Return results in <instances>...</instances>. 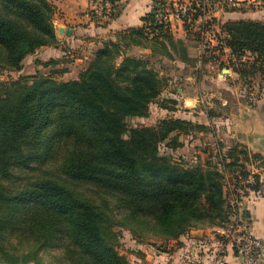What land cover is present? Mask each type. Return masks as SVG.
<instances>
[{"label": "trees", "instance_id": "1", "mask_svg": "<svg viewBox=\"0 0 264 264\" xmlns=\"http://www.w3.org/2000/svg\"><path fill=\"white\" fill-rule=\"evenodd\" d=\"M110 2L112 19L124 3ZM165 2L156 1L142 26L120 30L118 40L104 41L75 78H58L54 75L59 69L50 67L0 79V264H58L43 260L40 251L45 249L60 250L67 264H131L117 247L116 225L142 240L146 233L179 239L192 229L228 222L226 172L234 174L237 184L250 176L246 149L230 145L223 168L209 160L206 167L181 164L162 153L160 143L170 138L177 148L181 133L209 130V125L175 116L156 125L128 124L129 118L148 116L159 98L172 102L164 104L170 111L176 110L177 100L162 98L160 56L192 66L199 60L188 55L195 35L191 30L186 39L175 37L169 25L156 18ZM55 12L50 0H0V68L21 70L28 55L58 45ZM220 26L224 37L218 39L237 59L234 70L241 77L250 76V69L264 73V21L229 19ZM130 46L148 47L151 53L135 54ZM244 56L252 59L242 60ZM46 152L58 161L59 177L17 174L33 168L34 160L48 159ZM16 174L22 182L10 181ZM252 176L248 185L259 190L260 175ZM60 178L107 190L126 215L117 217L107 203L82 196ZM12 235L25 247L11 243ZM216 236L227 242L223 235Z\"/></svg>", "mask_w": 264, "mask_h": 264}, {"label": "crops", "instance_id": "2", "mask_svg": "<svg viewBox=\"0 0 264 264\" xmlns=\"http://www.w3.org/2000/svg\"><path fill=\"white\" fill-rule=\"evenodd\" d=\"M56 6V12L54 16V23L56 27L57 37L59 39L58 45H50L39 48L34 54L28 55L24 59V64L29 63L30 67H36L34 72L39 71L40 64L50 59L67 58L65 66L67 72L73 73V77H77L81 68L87 63L94 51L104 45V41L108 39L116 40L111 37L116 32L129 28L138 27L143 25V16L151 11L156 4L157 0H125L121 12L114 18L107 20L105 25L97 24L95 18L90 14L92 4L90 0H50ZM165 4L174 5L182 0H165ZM241 3L239 6L232 7L228 0H218L213 8H210L211 1L205 0L207 4V10L205 12V18L218 17L217 33L222 35L220 24L229 19L249 18L254 20L264 21V6H257L254 4H247L245 0H239ZM171 29L178 38L186 39V29L182 20L171 16ZM221 22V23H220ZM63 27L64 32L60 34L58 28ZM78 47H84L87 49V55L81 57L77 55V58L70 59L69 55L72 52V48L75 50ZM225 59H229L230 49L225 48ZM247 56H244L242 60H246ZM71 61V62H70ZM177 72L174 73L175 78L170 79V84L179 79L183 81L185 78H195L197 85H201V80L204 78V74L199 76L197 72H193L188 68L187 64L181 60L177 61ZM202 63L203 59L199 58ZM208 64L215 63L210 60L206 62ZM75 64V65H74ZM227 68V67H226ZM231 68V67H230ZM228 68L229 71L233 70L231 76L236 80H241L243 77L235 71L233 68ZM172 76V74H171ZM209 74L205 73V91H215L220 95L225 90V87L218 89H210L211 84ZM247 77H244V79ZM249 78V77H248ZM170 86V85H169ZM182 87L174 89H165L162 93L163 98H176L180 101L176 104V110L166 111L171 116L187 118L195 121H202L205 124L212 126V123H221L219 117L220 113H215L213 109L205 110L197 107L199 100L198 95H181ZM218 90V91H217ZM207 93V92H206ZM234 98V107L231 111L230 119L225 123H236L239 130L247 132L246 139L239 138V141L246 144L248 148H252L253 152H259L257 155L264 158V147H258V144L264 145V115L259 114L252 104L245 101L243 94L239 95L236 91L232 90ZM252 91H248L251 94ZM208 93L202 96V101H206ZM222 101L218 102L223 105L227 104L230 107V101L228 98L220 95ZM212 103V102H211ZM153 103L151 104L152 107ZM203 110V111H202ZM224 123V121H223ZM235 124L232 126V130H235ZM254 136V138H253ZM230 145V144H229ZM228 145V146H229ZM251 157L246 158L245 163L250 161ZM241 161L244 160V156L241 155ZM250 170V176L259 172L261 186L259 190L251 189L246 194L243 200V209L246 217L248 218L251 227L256 235L261 237L264 241V167L261 169L256 168L255 163L248 164ZM253 177V176H252ZM222 227L217 226L214 228H198L192 229L185 235H182L179 239H168V244H149L144 242H138L136 245L137 250L128 255L131 264H214L215 251L218 248H222L220 252L223 258L228 264H240L236 257L232 246L224 242L222 238H218L216 235L217 230ZM201 241V246L198 247V242ZM205 245V246H204Z\"/></svg>", "mask_w": 264, "mask_h": 264}, {"label": "rangeland", "instance_id": "3", "mask_svg": "<svg viewBox=\"0 0 264 264\" xmlns=\"http://www.w3.org/2000/svg\"><path fill=\"white\" fill-rule=\"evenodd\" d=\"M92 4V9H90V14L95 18L97 24L99 25H105L107 20H109L110 15H106L105 13L98 12L96 8L100 5V0H90ZM122 3L125 2V0H121ZM187 1V0H185ZM204 0H201V3ZM211 6L210 8H213L215 6V3L218 2V0H210ZM186 3V2H184ZM205 3V1H204ZM194 6V5H193ZM163 9L161 12L166 9L168 12H171L174 10V6L163 3L161 5ZM167 12V13H168ZM202 4L199 6H196V11L194 14H201L203 13ZM55 16V15H54ZM201 17V19H199ZM180 20H182L179 17H176ZM218 17H209L205 20V17L203 16H197L192 17V20H182L186 29V33H188V30H191L192 33L195 35L191 36L189 40V44H192L189 48V56L192 58L194 56H198V59H203V62L201 63L199 60L197 63L192 66L187 64L188 68H190L194 73L199 71H202V74H204V78L201 80V85H197L195 78H185L183 81H179V79H176L172 85L170 84V79H174V73L177 72V61L179 59H171L166 56H160L163 58V62H157V66L160 68L159 72L160 75L165 79V85L163 87V92H165V89L167 91V88L177 90L178 87H182L181 95L188 96L189 95H198L199 100L197 103V107H200L201 109L205 110V105L207 106V109H213L215 113H220L219 119L222 121L221 123H212V126H209V130L204 129H191L187 133H181L179 135V141L182 142L181 146H177V148H173L171 139L168 138L160 143V150L162 153H166L171 155L176 159L178 163L185 164V163H191L192 165H199L202 167H206L207 160L211 161L213 164H218L221 168H223V165L225 162L228 161V158H226V153L228 150V147L230 145H238V148L240 149H246V154L248 157H251L250 161H247L248 164L255 163L254 166L256 168L261 169L264 167V158L259 157L257 153L259 152H253L252 148H248L245 146L246 144L241 142H235L239 141L238 138L246 139L247 132H242V130H239V127L235 124V130H232V123H225V121H228L227 119H230L231 111L234 107V98L232 90L236 91L237 94L241 95L243 94L244 99L246 102L252 104L257 110H259L260 115H264V73L260 70H254L250 69V76H247V79L243 77L241 80H236L231 76L233 67V62H236V57L231 53L230 50V56L229 59H225L226 56V50L225 48H228L224 45L219 44L218 38L224 37V32L222 29V35L217 33V27H218ZM164 21V20H161ZM262 21V20H261ZM169 27L171 28V21H164ZM221 23V22H220ZM221 27V26H220ZM206 29V31H205ZM117 33V32H116ZM116 33L111 36L115 39H119L116 35ZM63 34V33H60ZM175 37L176 34H174ZM187 37V34H186ZM188 40V38H187ZM222 46V47H221ZM131 47V48H130ZM129 50L135 54H142V53H151V50L148 47H141V46H130ZM81 55V57H84V55H87V49L84 47H78L76 50L75 48H72V52L69 54L70 59L77 58V55ZM157 57H153V60H155ZM246 59V58H245ZM247 59H252V57L247 56ZM157 60V59H156ZM214 61L215 63L208 64L206 62L208 61ZM46 62V61H44ZM71 62V61H70ZM40 64L41 71H48L50 67L52 68H58V73H55L54 76L62 79H72L73 73L67 72L64 70V67L67 66L68 63H66V66L64 63L59 62L50 65H45L43 63ZM75 65V64H74ZM163 65V67L161 66ZM230 68L231 71H224V68ZM36 67H30V64H23V68L21 70H9L0 68V79L3 80H10V79H17L21 76L25 75H32L37 72H34ZM205 73L211 75V84L209 85L210 89H218L220 87H225V90L220 93L223 94L226 98L229 99L230 107H227V104L223 105L221 102L219 103L218 100L222 101V98L219 94L215 91H205ZM252 73V74H251ZM172 74V76H171ZM249 77V78H248ZM196 80V81H195ZM198 82V81H197ZM170 85V86H169ZM218 91V90H217ZM248 91H252L251 94H248ZM162 92V93H163ZM207 99L206 101H210V103L205 102V99L202 101V96H205L207 93ZM163 98V97H162ZM177 100V103L180 101L176 98H169L168 100ZM163 99L159 98L157 102H153L152 107L150 108L148 116L144 117H134L128 119V124L130 126H137V125H156L158 124L159 120L168 116H171V114L168 112L166 114V111H170L167 107L164 106V104L171 105L172 102L164 103L162 102ZM212 102V103H211ZM202 110V111H203ZM187 119V118H185ZM195 121V120H193ZM224 121V123H223ZM198 123H203L202 121H198ZM229 122V121H228ZM176 132L172 134V136L175 135ZM264 135V134H263ZM254 138V136H253ZM230 144V145H229ZM229 145V146H228ZM261 146V145H258ZM47 147V146H46ZM45 147V149H46ZM36 151H40V149H37ZM47 155H49V158L46 160H34L31 162V165H33V168H29L26 171L20 172L18 171L17 174L23 175V176H36V175H51L55 177L58 176V171L56 170V163L58 162L56 159L53 160L52 157L54 154H51V152H46ZM52 155V157H51ZM247 163L246 170L249 168ZM249 170V169H248ZM250 171V170H249ZM259 173V172H256ZM14 175L10 181H17L22 182V179H19L17 176ZM227 179L225 183V190L227 197L230 194V185L235 181V177H233V173L230 171L226 172ZM18 178V179H15ZM254 179V177H253ZM60 180L65 183L68 187L75 190L77 193L81 194L82 196L91 199L94 202L99 203H107L108 204V211L110 209L114 210V212L117 214V217L123 218L126 215V212L124 209L119 208L117 205V198L113 196L110 192L107 190L100 188L98 186H94L90 183L82 182V181H76V180H69V179H63L60 178ZM115 230L118 231V238L117 240V247L118 249L124 253L125 255L132 254L136 248V245L138 242H144V243H155V244H161L163 247L165 244L171 243L168 241V238L160 237L156 234H142V240H138L134 234L127 229L124 226L116 225ZM217 234H220L217 232ZM172 239V238H171ZM11 243L18 245L19 247L23 248L25 247L24 244L21 241H18V238H16L15 235H12ZM201 246V241L198 242V247ZM205 246V245H204ZM202 247V246H201ZM41 255L43 256V260L46 263H58V264H67L66 261H61L60 259V250L58 249H45L40 251ZM130 260V259H129ZM131 262V261H130Z\"/></svg>", "mask_w": 264, "mask_h": 264}, {"label": "built area", "instance_id": "4", "mask_svg": "<svg viewBox=\"0 0 264 264\" xmlns=\"http://www.w3.org/2000/svg\"><path fill=\"white\" fill-rule=\"evenodd\" d=\"M205 1V0H204ZM201 3V0H182L174 4V10L168 12L160 6L156 13V18L161 21H169L171 16L179 17L182 20H192L196 6L202 4L203 13L199 16L205 17L207 4ZM247 4H254L257 6H264V0H245ZM186 2V3H184ZM232 7L240 5L239 0H228ZM194 5V6H193ZM96 10L106 15H110L112 11V3L110 0H100V5ZM168 12V13H167ZM201 19V17L199 18ZM207 18H205L206 20ZM206 31V29H205ZM219 44L225 46L223 40L218 39ZM252 176H248L247 179H241L239 183L235 181L230 185V194L227 197V213L228 222L224 227L217 230L218 233L227 238V243L232 246V249L238 258L240 264H264V241L261 237L256 235L251 227L248 218L245 215L243 209V200L246 194L250 190L249 183H253ZM227 196V195H226ZM222 248H218L214 255V264H228L220 253Z\"/></svg>", "mask_w": 264, "mask_h": 264}, {"label": "water", "instance_id": "5", "mask_svg": "<svg viewBox=\"0 0 264 264\" xmlns=\"http://www.w3.org/2000/svg\"><path fill=\"white\" fill-rule=\"evenodd\" d=\"M58 31L60 32V33H63L64 32V28L63 27H60V28H58ZM131 48V47H130ZM224 71H229V69L228 68H224L223 69ZM239 139V138H238ZM258 145H261V146H258V147H264V145H262V143L261 144H258Z\"/></svg>", "mask_w": 264, "mask_h": 264}]
</instances>
